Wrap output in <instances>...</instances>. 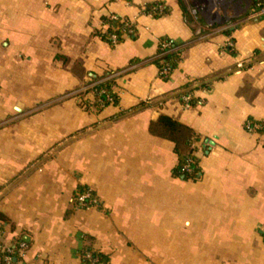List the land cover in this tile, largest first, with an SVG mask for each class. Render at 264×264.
<instances>
[{
    "label": "crops",
    "instance_id": "crops-1",
    "mask_svg": "<svg viewBox=\"0 0 264 264\" xmlns=\"http://www.w3.org/2000/svg\"><path fill=\"white\" fill-rule=\"evenodd\" d=\"M112 16L133 25L122 42L102 36ZM210 19L194 0H0V214L3 243H27L19 264H83L88 248L106 264H264V16L230 35ZM163 38L181 58L167 79ZM110 78L118 100L99 109ZM161 115L198 136V179L174 175Z\"/></svg>",
    "mask_w": 264,
    "mask_h": 264
},
{
    "label": "trees",
    "instance_id": "trees-1",
    "mask_svg": "<svg viewBox=\"0 0 264 264\" xmlns=\"http://www.w3.org/2000/svg\"><path fill=\"white\" fill-rule=\"evenodd\" d=\"M255 1V0H254ZM264 1V0H263ZM166 9L164 5L160 3H154L148 5L146 11L153 12L155 15H160ZM108 24L107 30L102 34V36L112 41V36L115 35L117 42H122L126 34L132 35L133 25L130 24L127 20L122 19L118 16H112L104 19ZM234 28H228L223 31V33L230 35ZM177 44L169 38H163L160 41L159 49L157 56L154 59V63L158 66L159 70L162 71L164 68H168L169 72L167 74H161L165 79L169 77L171 72L177 67L180 58V51L176 50L175 47ZM231 53H235L234 49L228 48ZM138 61H133L131 66L136 64ZM115 84V79L110 78L108 80L102 81L96 84L92 89L95 92L96 102L95 105L97 108L101 109L102 105H107L110 103L117 102V95L113 91V86ZM205 84L199 85L200 88L205 87ZM189 95L190 99L185 101L183 97ZM180 99L183 104L187 107H195L201 101L199 98L194 96V88L187 90L186 92L180 94ZM85 102H88L87 100ZM103 103V104H102ZM151 131L157 135L169 139L174 143V150L178 154V164L174 169V175L178 177H183L184 179L196 180L199 178L200 167H199V158L197 156L198 148L196 142L198 141V136L194 130L179 122L178 120L167 116L161 115L156 122L151 124ZM263 132L262 130H259ZM186 149V151H185ZM189 165L190 170L187 171L185 166ZM87 190L85 187H81L78 192H83ZM8 223V220L5 215L0 214V243H3V232L5 231V224ZM27 243L23 238H18L12 242L11 249L13 252L0 251V257L2 258L6 254H9L11 258L10 264H19L21 257L19 256V243ZM90 255L89 257H87ZM108 262L107 256L94 251L90 248L86 249L83 253V264H106Z\"/></svg>",
    "mask_w": 264,
    "mask_h": 264
},
{
    "label": "built area",
    "instance_id": "built-area-1",
    "mask_svg": "<svg viewBox=\"0 0 264 264\" xmlns=\"http://www.w3.org/2000/svg\"><path fill=\"white\" fill-rule=\"evenodd\" d=\"M197 5L198 10L202 14H209V16L214 19L212 22L221 23L222 29L232 28L235 26L234 18L240 17V19L253 20L264 16V1L263 0H194ZM207 12V13H206ZM211 21V20H210ZM114 42L117 38L115 35L112 36ZM227 47L233 49V42L229 40ZM241 66V65H240ZM169 72L168 68H164L160 71V74H167ZM185 101L190 99L189 95L183 97ZM247 128L250 131H255L262 128L259 123H247ZM187 171L190 170L189 165L185 166ZM96 199L90 190H85L83 192H77L76 202L83 206L88 207L96 203ZM13 245H6L5 243H0V251L13 252L11 249ZM27 245L23 242L19 243V256L22 258L24 256V251ZM88 255L87 257H89ZM11 256L6 254L2 258L0 257V264H10Z\"/></svg>",
    "mask_w": 264,
    "mask_h": 264
},
{
    "label": "rangeland",
    "instance_id": "rangeland-1",
    "mask_svg": "<svg viewBox=\"0 0 264 264\" xmlns=\"http://www.w3.org/2000/svg\"><path fill=\"white\" fill-rule=\"evenodd\" d=\"M190 1L191 0H187V2H189V4H190ZM211 21H213L214 19H210ZM26 254V249H25V251H24V255ZM21 263V262H20Z\"/></svg>",
    "mask_w": 264,
    "mask_h": 264
},
{
    "label": "water",
    "instance_id": "water-1",
    "mask_svg": "<svg viewBox=\"0 0 264 264\" xmlns=\"http://www.w3.org/2000/svg\"><path fill=\"white\" fill-rule=\"evenodd\" d=\"M19 110V109H18Z\"/></svg>",
    "mask_w": 264,
    "mask_h": 264
}]
</instances>
